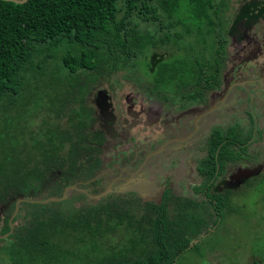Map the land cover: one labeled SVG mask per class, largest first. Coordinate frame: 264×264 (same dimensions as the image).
Listing matches in <instances>:
<instances>
[{"label": "trees", "instance_id": "trees-1", "mask_svg": "<svg viewBox=\"0 0 264 264\" xmlns=\"http://www.w3.org/2000/svg\"><path fill=\"white\" fill-rule=\"evenodd\" d=\"M225 1L0 0V234H8L0 240L11 264H58L73 244L86 264H175L221 212L236 209L229 190L210 191L213 169L201 173L199 200L156 204L129 191L93 203L81 193L42 201L99 168L108 132L97 120L113 114L103 89L85 101L95 82L143 60L155 97L197 100L217 86ZM13 211L9 221H21L11 227Z\"/></svg>", "mask_w": 264, "mask_h": 264}, {"label": "flooded vegetation", "instance_id": "flooded-vegetation-1", "mask_svg": "<svg viewBox=\"0 0 264 264\" xmlns=\"http://www.w3.org/2000/svg\"><path fill=\"white\" fill-rule=\"evenodd\" d=\"M245 7L242 9L240 5L227 22L226 42L232 41L229 47L233 54L223 50L217 86L203 88L197 100H177L185 105L171 106L177 110L174 113L171 108L164 110L159 114L161 118L155 119L160 122L159 130L155 131L157 134L153 133V128L140 131L141 118H130L128 123L122 119L126 126L117 130L111 106L113 118H106L107 124L102 118L97 120L108 132L104 133L106 138L99 153V168L90 178L63 186L62 192L67 188V198L71 200L73 195L81 193L84 201L93 203L108 195L115 197L130 191L141 202L156 204L175 196L192 199L199 196L201 199L204 194L199 186L203 182L201 173L209 169H213L209 178L212 181L210 191L229 190L230 197L240 185L264 180V146L254 141L264 135V36L258 42L248 34L264 16V5ZM150 97L154 99L155 96ZM234 127L237 130L234 131ZM130 131L136 143L131 146L130 154L120 152L118 165L104 166L102 151L107 141L111 140L107 149L112 150L123 144H119L122 135H129ZM218 136L222 137L220 142ZM225 140L229 143H225V150L218 160L219 145ZM213 145L215 149L210 155L209 148ZM113 158L117 160L116 155ZM189 175L193 178L188 181L189 191L194 194H180V178L183 180ZM81 202V198L72 201L74 206ZM8 224L11 226L10 221Z\"/></svg>", "mask_w": 264, "mask_h": 264}, {"label": "rangeland", "instance_id": "rangeland-1", "mask_svg": "<svg viewBox=\"0 0 264 264\" xmlns=\"http://www.w3.org/2000/svg\"><path fill=\"white\" fill-rule=\"evenodd\" d=\"M226 6L224 7V20H226L225 26H227L228 20L232 17L236 9L241 5L242 9L246 8V5H255L261 7L264 5V0H226ZM251 3V4H249ZM246 4V5H245ZM244 5V6H243ZM248 34L252 37V40H259L264 36V16L261 20H258L248 31ZM230 40V39H229ZM227 40L224 45V50L233 54V50L229 45L232 41ZM232 47V46H231ZM136 69L134 67H127L113 73L106 80L97 81L93 88L89 90L85 99L91 105V96L97 88L103 89L109 96V101L113 109V113L116 118L115 128L117 130L125 128L126 124L122 119L128 123L130 118L139 119V130L153 128L154 134L156 130H159V121L155 119L161 118L162 112L171 108L174 113L177 110L171 106L177 108L185 105V103L179 104V102L169 99L164 100L160 97H154L152 99L150 95L154 96V92L147 88V82L142 76L145 74L148 76V69L146 63L143 60H136ZM144 75V76H145ZM145 76V77H147ZM150 91V92H149ZM148 95V96H147ZM149 97V99H147ZM188 103L186 102V105ZM170 105V106H169ZM152 107V109H148ZM95 109V108H94ZM148 109V110H147ZM131 111L136 113L132 115ZM145 112L147 113L145 116ZM159 115V116H158ZM150 118V119H145ZM243 121V120H242ZM133 132L130 131L129 135H122L123 143L121 146H116L114 149H107L111 140L109 139L107 144L103 147L104 157L102 162L104 166L106 164H119L120 152L124 154H130L131 146H135L136 143L132 139ZM264 135H261L257 144L264 146ZM129 138V139H128ZM119 140V139H118ZM259 145V146H261ZM121 154V155H122ZM117 156L115 161L113 156ZM262 156V155H261ZM116 165V166H117ZM169 172V171H168ZM194 176V174L192 175ZM190 175L183 177L182 180L177 181L178 190L180 194H194L189 185ZM66 193V192H65ZM197 196V195H195ZM200 197L197 196V199ZM231 203L236 206V209L232 212H221L220 221L211 227L208 232L199 239L195 246L191 249L183 251L177 259L175 264H256L264 257V180L256 179L251 182H247L245 185H240L234 190ZM3 213L0 212V227L2 225ZM11 216V218H13ZM208 219L212 216H206ZM20 218L18 217L13 222L10 221L11 227L17 224ZM7 232L0 234V239L7 236ZM7 240H0V264H11L4 247L7 245ZM70 247L73 245H69ZM73 248L71 254L67 255L64 261H60L58 264H86V259H79L77 254H73ZM75 252L78 248H74Z\"/></svg>", "mask_w": 264, "mask_h": 264}, {"label": "water", "instance_id": "water-1", "mask_svg": "<svg viewBox=\"0 0 264 264\" xmlns=\"http://www.w3.org/2000/svg\"><path fill=\"white\" fill-rule=\"evenodd\" d=\"M5 1H12V2H14V3H22V2H24V1H26V0H5ZM66 190H67V188H65L64 189V191L62 192V194H61V196L60 197H54V196H50V197H48V198H46V199H44V200H42V201H47V200H61V199H63V198H65L66 197V194H65V192H66ZM96 197V196H95ZM23 198H19L18 200H16V202L17 201H19V200H22ZM14 214V212L11 214V215H13ZM11 218V216L8 218V222H9V219ZM205 234H203L202 236H204ZM199 240V238H197V239H195V240H193V242H191L190 243V245H192L194 242H197Z\"/></svg>", "mask_w": 264, "mask_h": 264}]
</instances>
